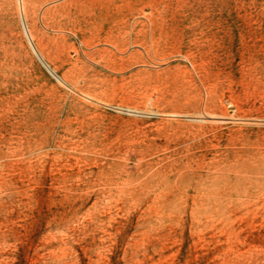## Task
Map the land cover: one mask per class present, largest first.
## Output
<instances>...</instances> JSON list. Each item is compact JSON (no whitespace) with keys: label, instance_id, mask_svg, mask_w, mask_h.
<instances>
[{"label":"rangeland","instance_id":"obj_1","mask_svg":"<svg viewBox=\"0 0 264 264\" xmlns=\"http://www.w3.org/2000/svg\"><path fill=\"white\" fill-rule=\"evenodd\" d=\"M0 264H264V0H0Z\"/></svg>","mask_w":264,"mask_h":264},{"label":"bare ground","instance_id":"obj_2","mask_svg":"<svg viewBox=\"0 0 264 264\" xmlns=\"http://www.w3.org/2000/svg\"><path fill=\"white\" fill-rule=\"evenodd\" d=\"M19 3H20V1H19ZM21 4L22 3H20V6H21ZM22 12V11H21ZM21 17H22V15H21ZM23 18V17H22ZM24 23V22H23ZM25 26V25H24ZM25 28V27H24ZM25 32H27V30L25 31ZM32 44V43H31ZM34 49V48H33ZM35 52H36V50H35ZM36 54H37V52H36Z\"/></svg>","mask_w":264,"mask_h":264}]
</instances>
